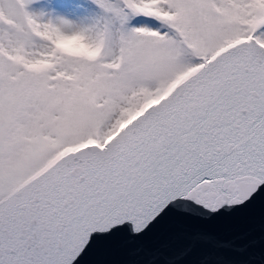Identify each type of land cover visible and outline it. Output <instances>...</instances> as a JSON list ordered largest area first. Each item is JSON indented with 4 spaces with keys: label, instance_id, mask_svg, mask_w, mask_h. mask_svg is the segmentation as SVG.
Wrapping results in <instances>:
<instances>
[{
    "label": "snow or ice",
    "instance_id": "1",
    "mask_svg": "<svg viewBox=\"0 0 264 264\" xmlns=\"http://www.w3.org/2000/svg\"><path fill=\"white\" fill-rule=\"evenodd\" d=\"M0 264H264V0H0Z\"/></svg>",
    "mask_w": 264,
    "mask_h": 264
},
{
    "label": "water",
    "instance_id": "2",
    "mask_svg": "<svg viewBox=\"0 0 264 264\" xmlns=\"http://www.w3.org/2000/svg\"><path fill=\"white\" fill-rule=\"evenodd\" d=\"M253 236L254 238L258 241L259 240V232H258V228L253 232ZM257 248H258V245H257ZM254 258H257L258 257H254Z\"/></svg>",
    "mask_w": 264,
    "mask_h": 264
}]
</instances>
